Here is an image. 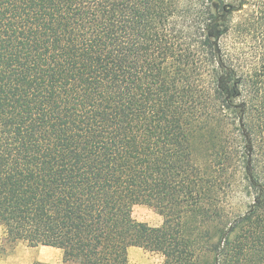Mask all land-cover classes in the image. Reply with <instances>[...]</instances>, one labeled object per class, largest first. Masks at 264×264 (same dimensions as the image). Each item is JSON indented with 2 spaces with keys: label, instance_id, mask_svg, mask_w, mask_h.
Listing matches in <instances>:
<instances>
[{
  "label": "trees",
  "instance_id": "1",
  "mask_svg": "<svg viewBox=\"0 0 264 264\" xmlns=\"http://www.w3.org/2000/svg\"><path fill=\"white\" fill-rule=\"evenodd\" d=\"M0 228L60 264H264V0H0Z\"/></svg>",
  "mask_w": 264,
  "mask_h": 264
},
{
  "label": "rangeland",
  "instance_id": "2",
  "mask_svg": "<svg viewBox=\"0 0 264 264\" xmlns=\"http://www.w3.org/2000/svg\"><path fill=\"white\" fill-rule=\"evenodd\" d=\"M133 216L136 220L145 222L151 226H157L162 221V217L155 210L145 205H135L133 208ZM3 238L4 233L0 228V264H4L2 258L7 251L9 252V262H7V264H33L35 261H43L53 264L61 263V252L56 248L49 246H37L31 248L24 242L9 244L4 242ZM129 260L131 264L161 263V257L158 254L146 251L139 247L130 248Z\"/></svg>",
  "mask_w": 264,
  "mask_h": 264
},
{
  "label": "crops",
  "instance_id": "3",
  "mask_svg": "<svg viewBox=\"0 0 264 264\" xmlns=\"http://www.w3.org/2000/svg\"><path fill=\"white\" fill-rule=\"evenodd\" d=\"M1 241H2V240H1ZM31 248H34V247H31ZM7 253H8V254H7ZM8 258H9V252L7 251V252L5 253V255L3 256V258H2V259H3L2 261H3L4 264H7V262H9V261H8V260H9ZM5 259H6V260H5ZM10 260H11V259H10Z\"/></svg>",
  "mask_w": 264,
  "mask_h": 264
}]
</instances>
